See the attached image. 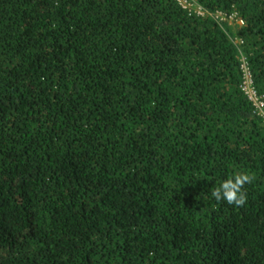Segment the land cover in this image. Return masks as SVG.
<instances>
[{"label":"trees","instance_id":"trees-1","mask_svg":"<svg viewBox=\"0 0 264 264\" xmlns=\"http://www.w3.org/2000/svg\"><path fill=\"white\" fill-rule=\"evenodd\" d=\"M199 3L0 0V264H264V0Z\"/></svg>","mask_w":264,"mask_h":264},{"label":"built area","instance_id":"built-area-1","mask_svg":"<svg viewBox=\"0 0 264 264\" xmlns=\"http://www.w3.org/2000/svg\"><path fill=\"white\" fill-rule=\"evenodd\" d=\"M175 1L183 10H185L188 15H196L204 17L210 14L200 3L199 0H173ZM218 22H226L229 25L241 26L243 21L237 17L236 12L224 13L217 11L211 14ZM241 70H242V90L246 95L247 99L251 102L255 112L264 120V95L260 94L252 81L251 72L249 70L247 61L245 57H241Z\"/></svg>","mask_w":264,"mask_h":264},{"label":"clouds","instance_id":"clouds-1","mask_svg":"<svg viewBox=\"0 0 264 264\" xmlns=\"http://www.w3.org/2000/svg\"><path fill=\"white\" fill-rule=\"evenodd\" d=\"M255 179L249 171H237L221 181L211 192V197L217 202L224 201L235 207H243L247 202L245 185Z\"/></svg>","mask_w":264,"mask_h":264}]
</instances>
